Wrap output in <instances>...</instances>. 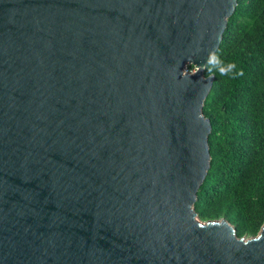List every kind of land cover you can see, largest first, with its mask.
<instances>
[{
	"label": "water",
	"instance_id": "obj_1",
	"mask_svg": "<svg viewBox=\"0 0 264 264\" xmlns=\"http://www.w3.org/2000/svg\"><path fill=\"white\" fill-rule=\"evenodd\" d=\"M236 5L0 0V264H264V222L194 209L214 75L181 73Z\"/></svg>",
	"mask_w": 264,
	"mask_h": 264
},
{
	"label": "trees",
	"instance_id": "obj_2",
	"mask_svg": "<svg viewBox=\"0 0 264 264\" xmlns=\"http://www.w3.org/2000/svg\"><path fill=\"white\" fill-rule=\"evenodd\" d=\"M214 54L235 67L224 76L204 68L214 75L203 104L210 166L194 209L200 220L224 217L248 237L264 222V0H237Z\"/></svg>",
	"mask_w": 264,
	"mask_h": 264
},
{
	"label": "clouds",
	"instance_id": "obj_3",
	"mask_svg": "<svg viewBox=\"0 0 264 264\" xmlns=\"http://www.w3.org/2000/svg\"><path fill=\"white\" fill-rule=\"evenodd\" d=\"M222 61L213 53L209 52L208 58L206 60V65H209L208 71H212L213 69H216L219 71L221 76L227 75L232 69L235 67L233 64H229L227 67L222 66ZM204 64V65H205ZM204 65H197L196 71L188 72L187 69L181 73V76L183 78L190 79L191 75H195L197 72L204 70Z\"/></svg>",
	"mask_w": 264,
	"mask_h": 264
},
{
	"label": "rangeland",
	"instance_id": "obj_4",
	"mask_svg": "<svg viewBox=\"0 0 264 264\" xmlns=\"http://www.w3.org/2000/svg\"><path fill=\"white\" fill-rule=\"evenodd\" d=\"M185 69H187V67H185ZM195 69L193 68V69H191L190 71H194Z\"/></svg>",
	"mask_w": 264,
	"mask_h": 264
},
{
	"label": "built area",
	"instance_id": "obj_5",
	"mask_svg": "<svg viewBox=\"0 0 264 264\" xmlns=\"http://www.w3.org/2000/svg\"><path fill=\"white\" fill-rule=\"evenodd\" d=\"M186 70V69H185Z\"/></svg>",
	"mask_w": 264,
	"mask_h": 264
}]
</instances>
